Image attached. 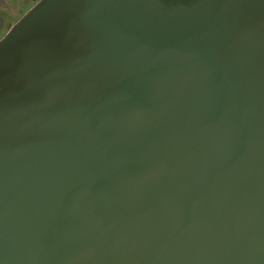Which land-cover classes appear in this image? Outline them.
Returning a JSON list of instances; mask_svg holds the SVG:
<instances>
[{
  "label": "water",
  "instance_id": "obj_1",
  "mask_svg": "<svg viewBox=\"0 0 264 264\" xmlns=\"http://www.w3.org/2000/svg\"><path fill=\"white\" fill-rule=\"evenodd\" d=\"M0 264H264V0H41L0 41Z\"/></svg>",
  "mask_w": 264,
  "mask_h": 264
},
{
  "label": "flooded vegetation",
  "instance_id": "obj_2",
  "mask_svg": "<svg viewBox=\"0 0 264 264\" xmlns=\"http://www.w3.org/2000/svg\"><path fill=\"white\" fill-rule=\"evenodd\" d=\"M41 0H0V41Z\"/></svg>",
  "mask_w": 264,
  "mask_h": 264
}]
</instances>
